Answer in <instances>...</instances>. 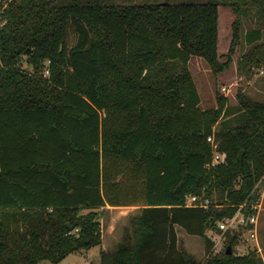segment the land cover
Here are the masks:
<instances>
[{
	"label": "trees",
	"instance_id": "obj_1",
	"mask_svg": "<svg viewBox=\"0 0 264 264\" xmlns=\"http://www.w3.org/2000/svg\"><path fill=\"white\" fill-rule=\"evenodd\" d=\"M220 1L235 12L224 60L217 0H0V264L101 243L106 202L141 205L101 264H264L233 249L240 230L231 252L207 231L244 201L253 211L264 179V100L216 91L203 107L188 64L228 66L243 17L255 24L238 67L264 64V0ZM215 148L226 156L212 164ZM176 224L204 238L203 260Z\"/></svg>",
	"mask_w": 264,
	"mask_h": 264
},
{
	"label": "rangeland",
	"instance_id": "obj_2",
	"mask_svg": "<svg viewBox=\"0 0 264 264\" xmlns=\"http://www.w3.org/2000/svg\"><path fill=\"white\" fill-rule=\"evenodd\" d=\"M117 1H137L145 0H117ZM162 1V0H160ZM163 1H201V0H163ZM218 1L219 20H218V52L220 59L226 58L231 36H232V20L235 17L233 9L220 0ZM255 23L247 17H243L242 31L243 36L241 42L237 45V49L232 54V61L224 69L214 72L207 60L200 54L193 53L188 60L189 67L199 89L201 95L200 104L203 107L214 105L216 103V91L224 93L228 97L229 105H237V91L240 89L257 100H264V64L252 63L245 69L238 67L237 60L242 52L248 46L244 38L246 29L253 26ZM264 36V28H263ZM24 65H27L23 61ZM225 87V88H223ZM237 111V110H236ZM234 111L233 114L236 112ZM216 122V126L219 125ZM259 213H258V238L254 239L249 233L243 229L241 237L238 241L239 248H233L237 252H247L249 249H254L256 253L264 257V179L259 183ZM111 207V208H110ZM100 220L103 228L104 242L96 244L90 248L77 249L69 252L59 262H53L49 259H41L38 264H101L99 249L101 245L106 249L115 248L116 244L112 245L110 240L115 239L117 234H121L125 226L129 225L130 215L138 211L139 208L134 205H108L105 203L99 206ZM209 234L217 235L218 231L211 228L207 230ZM184 238L180 240L189 251L194 253L197 259L203 260L208 249L205 245L204 238L199 234L185 232ZM226 242L227 240L224 239ZM258 241V242H257ZM110 242V243H109ZM186 242V243H185ZM222 242L213 243V251L223 249ZM226 245V244H225Z\"/></svg>",
	"mask_w": 264,
	"mask_h": 264
},
{
	"label": "built area",
	"instance_id": "obj_3",
	"mask_svg": "<svg viewBox=\"0 0 264 264\" xmlns=\"http://www.w3.org/2000/svg\"><path fill=\"white\" fill-rule=\"evenodd\" d=\"M207 138L213 141L212 134H209ZM214 144L216 145V142ZM225 156V151L215 148L213 151L211 163L214 164L216 162L222 161L225 159ZM259 183L260 181L257 183V185H259ZM185 203L207 206V204L209 203V199L207 197H200L196 193H190L187 195ZM247 204L248 203L246 201L242 202L232 214L225 215L224 217L218 219V226L220 228V231H218V234L214 238L215 243L222 242L221 247L224 248L226 244L224 239L227 238V233H233L235 230L242 231L243 229H245L254 239L258 238V213L260 203L259 200L255 203H252V208H254V210L251 212H246L245 208ZM240 237L241 232L237 237V242L235 243L234 248H239L238 241Z\"/></svg>",
	"mask_w": 264,
	"mask_h": 264
},
{
	"label": "crops",
	"instance_id": "obj_4",
	"mask_svg": "<svg viewBox=\"0 0 264 264\" xmlns=\"http://www.w3.org/2000/svg\"><path fill=\"white\" fill-rule=\"evenodd\" d=\"M106 203H108V205H134V206H137V208H139V206L141 205L140 203H126V204H113V203H110V202H106ZM103 206V205H102ZM88 207H85L84 209L86 210ZM111 208V207H110ZM101 225H102V223H101ZM175 227H176V231H177V234H178V236H179V238L181 237V238H184V233L185 232H187L181 225H179V224H176L175 225ZM211 235V237H212V239L214 240V238H215V235H212V234H210ZM121 237H122V235L119 233V234H117L116 236H115V239H113L112 241L110 240V242L112 243V245H114V244H117L118 243V241H120V239H121ZM104 242V236H103V228H102V241H101V243H103ZM109 242V243H110ZM186 243V242H185ZM101 247L102 248H104V246L103 245H101ZM106 249V248H105ZM113 249V248H112Z\"/></svg>",
	"mask_w": 264,
	"mask_h": 264
},
{
	"label": "water",
	"instance_id": "obj_5",
	"mask_svg": "<svg viewBox=\"0 0 264 264\" xmlns=\"http://www.w3.org/2000/svg\"><path fill=\"white\" fill-rule=\"evenodd\" d=\"M242 152H243V150H241V151L239 152V154H238L239 159L242 158ZM226 250H227L228 252H231V251H232V246H231L230 243H228V244L226 245Z\"/></svg>",
	"mask_w": 264,
	"mask_h": 264
}]
</instances>
